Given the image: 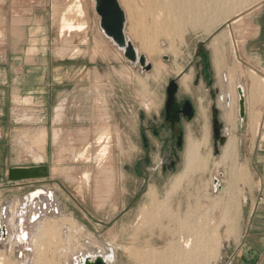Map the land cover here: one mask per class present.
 <instances>
[{"label":"rangeland","instance_id":"1","mask_svg":"<svg viewBox=\"0 0 264 264\" xmlns=\"http://www.w3.org/2000/svg\"><path fill=\"white\" fill-rule=\"evenodd\" d=\"M76 1L0 0V54L5 51L7 60L5 76L0 78L5 95L3 107L0 103V182H8L6 175L11 168H42L44 172L36 177L34 191L0 206V222L7 224L11 232L9 244L3 242L0 246L13 247L12 257L0 254V264H74V257L81 251H86L84 257L91 253L112 255V264H181L185 254L176 241L187 232L180 229L178 220L189 218L192 229L195 227L193 238L203 240L206 249L210 247L208 251L219 250L216 254L200 250L193 257L201 259V264H219L220 213L228 210L230 217L232 203L240 205L242 185L252 177L240 161V137L233 163L218 165L224 146L215 153L212 107L216 105L221 111L223 121L231 106L237 123L241 122L236 79L238 50L251 32V13L264 0L252 5V0L245 1L240 11L221 16L210 32L188 25L181 35L173 36L175 52L170 50V40L158 32L163 14L153 12L150 0H131L130 6L120 0L127 16L125 32L135 47L140 49L141 42L133 38L134 28L163 51L152 57L140 50L153 65L149 71L132 64L103 33L94 0ZM78 3L86 15L72 19ZM66 15L75 26L85 27L63 32L61 20ZM221 32L226 38L215 50L212 42ZM201 49L215 61L217 78L212 89L220 90L216 99L203 81L197 92L193 88ZM164 55L169 60L163 59ZM158 60L165 65L160 74L155 64ZM177 67L182 68L180 73ZM15 70L19 76H15ZM186 75H191L189 90L181 87L179 95L196 96L199 101L198 115L188 127L187 142L201 136L203 107L210 135L209 147L204 150L208 166L193 170L175 183L185 171V159L176 173L165 176L151 171L154 182L145 184V176L133 173L142 154V118L158 115L164 108L170 80ZM44 86H48L46 100ZM44 105L45 110L40 112ZM46 121L52 123L51 131L46 130V139L34 136L37 124ZM101 134L107 142L98 143ZM101 149L107 153L104 155ZM109 163L113 177L105 181L106 187L97 188L99 171ZM216 178L220 185L215 183ZM151 187L154 197L158 194L154 201L149 197ZM39 190L51 195L53 208L59 212L32 223L22 207L29 203L32 192ZM223 219L230 227V220ZM45 225L51 229L44 231ZM21 227L29 234L24 245L16 239ZM20 251L24 256H19ZM223 257L226 262V255Z\"/></svg>","mask_w":264,"mask_h":264},{"label":"crops","instance_id":"2","mask_svg":"<svg viewBox=\"0 0 264 264\" xmlns=\"http://www.w3.org/2000/svg\"><path fill=\"white\" fill-rule=\"evenodd\" d=\"M3 13L4 11L1 12V14ZM251 14V32L244 39L241 49L238 50L236 61V79L238 86L241 85L243 87L246 97V116L244 120L240 118L241 122L237 123L236 113L230 106L226 114V120L223 119L222 122L224 124V134L228 139L233 136L240 137V161L248 168L252 179L242 185L244 191L243 196L239 198L241 203L240 205L236 203L237 206L234 205L235 203L232 204L230 217L228 210L226 214L223 211L220 213V240H217L221 243L222 250L220 249V251L222 257H220L221 261L219 264H264V2ZM5 59V51H2L0 54L1 79L5 76L4 64L7 63ZM211 60L213 74L217 78L213 56H211ZM15 71V76H19V71ZM47 94L48 89L46 88L44 100H46ZM13 96L12 100L14 99ZM18 97L20 98L19 95ZM4 101V88L1 86L0 103L2 107ZM45 108L46 106L44 105V107L39 109L40 112H43ZM227 115L230 119L227 118ZM1 116H4L3 112H1ZM37 125L39 126L36 127L37 129L33 132V135L42 136L45 140L47 136L46 130L51 131L52 123L47 124L46 121ZM6 176L8 182L4 183L3 179L0 182V206L9 201L14 203L22 195L29 194L36 189V178L11 181L8 178V172ZM38 192L40 193V190L32 192L31 195H36ZM224 215L226 216L224 217ZM223 218L226 221L230 220V227L227 222L223 223ZM48 229H51L50 225H45L43 228L44 231ZM9 233L11 234L10 231ZM10 234H8L6 240L0 241V244H3V242L9 244ZM209 248L206 249V253L216 254L219 252V250L216 251L213 248L208 251ZM29 251L32 252L33 248L29 249ZM0 254L12 257L13 247L6 246L4 248L0 246ZM223 254L226 255V262L222 261L224 258Z\"/></svg>","mask_w":264,"mask_h":264},{"label":"bare ground","instance_id":"3","mask_svg":"<svg viewBox=\"0 0 264 264\" xmlns=\"http://www.w3.org/2000/svg\"><path fill=\"white\" fill-rule=\"evenodd\" d=\"M123 1H124L126 6H130L131 5V0H123ZM245 1L247 2V0H150V4L152 6V9H153L154 13H162L163 14L161 16V19H160L161 22L158 23V32L161 35H165V37H167L170 40V43H169L170 44L169 45L170 46V50L175 52L176 48H175V42L173 40V36L181 35L182 31H183V29L185 27H188V25H189V26H191L194 29L199 27V28H203L206 32H210L211 29L216 26L217 22L219 23L221 16H223L224 14L226 16L229 13H232V12L235 13V12L240 11V9H242L240 6H242ZM257 1L258 0H252V2L250 1L249 4L252 5V4L256 3ZM76 2H79V0L76 1ZM74 3H72V4H74ZM72 4H71V6H72ZM75 4H77V3H75ZM71 6H69V7L70 8H74V6L73 7H71ZM238 7H240V8L238 9ZM70 8L68 10H71ZM68 10H66V11H68ZM75 10H76L75 16H74V18L71 17L72 19H75L76 15L80 16V17H83V16L86 15V13L82 10L80 4L78 6L76 5V9ZM69 12L71 13V11H69ZM73 14L74 13H72L71 15H73ZM136 14H139V13L135 12L134 15H136ZM67 15H68V13H67ZM67 15H66V18H67ZM240 17L241 16L235 18L233 20V23H236L240 19ZM66 18L63 17V20H61V21H63V29H62L63 32L65 30H68V31H71V32L72 31H81L83 29V27H85V26H83V24H76L77 26H75V24L71 23L72 21L70 22V19L68 20V18L67 19ZM76 19H79V18H76ZM77 21H75V22H77ZM136 25H138V24H136ZM140 25H142V24H140ZM131 33H132L133 38H135L137 40H140V42H141L140 43V49L136 48L138 50V52H140V50L142 52L143 51L147 52L149 54V56H152V57L155 56L156 52H159V54L163 53L162 49H159L158 47H156L154 45L152 46L150 41H148L149 39H147L144 35H141L137 31V29L134 28ZM147 37H148V35H147ZM225 38H226L225 32H221V33H219L218 35H216L214 37L212 45L215 48V50H219V48L223 44V41L225 40ZM155 44H157V42H155ZM155 64L157 66V73L160 74L161 73V69L165 68V65L160 60L156 61ZM181 70H182L181 67H177L176 72L180 73ZM190 79H191V75H186L185 77H183L180 80L181 81L180 82L181 83V87L183 89L189 90V80ZM190 84H191V81H190ZM196 95L198 96V94H196ZM201 111H202V114H201L202 118L201 119L204 122L203 132H202V134H201V136L199 138H196V139L192 138V139H189V141L187 142V149H186V154H185V159H186L185 171H184V173L181 176H179L176 179L175 183H179L180 181H182L185 178H187L188 175L191 172H193V170L205 169V167L207 165L208 154L205 153L204 150L208 149V147H209L210 135H209L208 127H207L206 114H205V111H204L203 107H202ZM227 118L230 119V117L228 115H227ZM103 134H101L98 137V143L106 141L105 138H107V137L103 136ZM238 146H239L238 138L235 137V136L230 137L228 139V141H227V144L224 146V149H223L222 154H221V159H220L218 165L219 164L228 165L229 163L232 164L234 159L237 156ZM102 153L105 155L107 152H106V150H102ZM193 175H195V173ZM112 177H113L112 165L110 163L107 164V165H103L101 167V169L99 171V174L97 176V179H96L97 183L99 184L97 188H99V186L106 187V186H104L105 185V181L111 179ZM191 177H192V175H191ZM101 187H100V189H101ZM102 191H104V190H102ZM154 193H155L154 189L152 188L150 193H149V197H151V199L153 201L155 200V198L158 195L157 194L156 197H154ZM158 199L160 200V198H158ZM152 200H150V202ZM166 201H168V199ZM178 221H180V225H181L180 229H183L182 231H186L187 232L186 235H184L183 237H181L179 240L176 241V243H180L181 244L178 247V248H180L181 253L185 254L184 256L181 257V260L179 261V263H181V264H201V259H198L197 257L194 258L193 254H194V252H199L200 250L203 252L204 249L206 251V246L204 244L205 242L203 240H200V238H199V240H195V238H193V236H192L193 232L192 231L195 230V227H194V229H192V227H193L192 225L193 224L191 225L190 218H189L188 221L187 220H183V221L178 220ZM198 229H196L197 232H198ZM194 234H195V232H194ZM199 237H201V236L199 235ZM16 239L23 245L27 244L28 239H29V234H28V232L25 231L24 227H21V230L19 229L18 234L16 235ZM22 256H24V254ZM111 256L112 255H105L104 257L111 263V260H110ZM85 258H86V256L85 257L82 256L79 259V262H80L79 264H84ZM173 264H174V262H173Z\"/></svg>","mask_w":264,"mask_h":264},{"label":"water","instance_id":"4","mask_svg":"<svg viewBox=\"0 0 264 264\" xmlns=\"http://www.w3.org/2000/svg\"><path fill=\"white\" fill-rule=\"evenodd\" d=\"M94 7L98 15L100 16V26L103 33L110 38L113 43L123 51L124 56L132 63L139 64L143 70L149 71L152 69L153 65L147 60L145 55L139 54L136 49L133 41L129 39L126 35L125 28L127 23V16L124 8L122 7L119 0H94ZM202 66H203V76L205 80L208 81V85H211L213 82L212 76V62L211 56L208 51L201 49L200 51ZM163 59L169 60L167 55L163 56ZM178 83L175 79H172L169 82L167 89L168 101H167V112L173 113L174 117L178 115L179 105L176 103L177 92H178ZM239 94V115L241 120H244L246 116V97L244 89L241 85L238 86ZM187 108L186 114L191 119L194 116V108L190 100H187L184 105ZM214 111L213 119V136L215 142V153H219V144L225 146L228 141V137L223 135L224 124L217 117L216 108ZM42 168H11L8 171V178L11 181L36 178L37 176L42 175ZM216 183L219 180L216 178ZM43 191L40 190L39 195ZM33 195V196H36ZM27 232V231H26ZM9 229L6 225L0 224V241L6 240L8 238ZM24 253L19 252V256H22ZM84 264H112L110 263L102 254H97L96 256H87L85 258Z\"/></svg>","mask_w":264,"mask_h":264},{"label":"flooded vegetation","instance_id":"5","mask_svg":"<svg viewBox=\"0 0 264 264\" xmlns=\"http://www.w3.org/2000/svg\"><path fill=\"white\" fill-rule=\"evenodd\" d=\"M197 68L199 71L196 74V78L194 80V90H197L200 86V82L203 81L207 85V87L210 88V93L213 99H216L217 95L220 93V90L218 88L212 89L216 82L213 74V68V82L211 85H208V81L210 79L205 80L203 76L201 56L198 60ZM175 80L177 81L179 86L176 98V103L179 105L177 117H174L172 112H167V94L164 108L158 115H155L154 118H144V116L142 118L143 124L141 128L140 140L142 154L140 158H138V160L135 162L133 173L145 176V184L147 182H154L153 178L149 175L151 171H154L156 173L160 172L165 176L168 174L176 173L178 171L179 167L185 160L188 127L195 121L198 115V97L187 95L180 96V79L176 78ZM187 100L191 101L194 108V116L191 119L186 114L187 108L184 107ZM214 108L218 110L216 105L212 107V127L214 119ZM220 112L221 111H219L218 113L217 111V117L221 120ZM223 135H225L224 129ZM218 146L220 147L221 145L219 144ZM155 183L158 184L159 182L155 181ZM217 184L220 185V180Z\"/></svg>","mask_w":264,"mask_h":264},{"label":"built area","instance_id":"6","mask_svg":"<svg viewBox=\"0 0 264 264\" xmlns=\"http://www.w3.org/2000/svg\"><path fill=\"white\" fill-rule=\"evenodd\" d=\"M29 203H26L23 208V213H29L30 215V221L32 223H35L37 219L39 220L42 217H45L47 215H51L54 213H58L59 210L58 208H53V200L51 195H48L46 191H43L41 194L36 195V196H31V199L28 201ZM28 207V208H27ZM5 218L7 217L4 215ZM25 220V219H24ZM0 224H2L0 222ZM6 225L7 224H2ZM9 229V227H8ZM86 251H81L77 256L74 257V264H79V259L85 254ZM88 253V252H87ZM88 254H86V257ZM89 256H93L92 253L89 254Z\"/></svg>","mask_w":264,"mask_h":264}]
</instances>
